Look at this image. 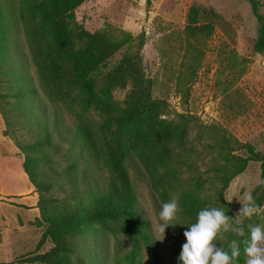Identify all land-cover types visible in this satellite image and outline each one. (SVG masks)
Segmentation results:
<instances>
[{"label": "rangeland", "instance_id": "374dc122", "mask_svg": "<svg viewBox=\"0 0 264 264\" xmlns=\"http://www.w3.org/2000/svg\"><path fill=\"white\" fill-rule=\"evenodd\" d=\"M254 1L257 3L255 7L249 0H85L73 11V23L88 32L104 27L114 40L122 37L123 33L129 36L131 42L116 52L111 62L115 63L127 50L139 53L143 74L146 81L151 82L148 85L153 96L167 104L163 119L170 121L177 119L179 114H186L189 130L185 148L188 154L181 162L177 157L173 163L177 181L172 184L169 197L157 194L135 155L130 153L126 160L140 218L147 222L145 232L150 243L143 241L139 226L134 227L121 217L116 226L113 225L116 236L109 237L105 245L90 243L92 240L83 245L81 241L72 240L75 252L70 259L74 264H107L133 249L136 261L146 262L151 258L152 247L156 248L164 264H177L181 246L186 242L183 232L192 222L181 204L179 177L185 187L191 177L201 175L205 178L207 170L222 161L219 153L223 146L234 147L235 150L234 140L247 143L264 155V53L257 54L253 49L261 31L257 15L264 18V0ZM192 5L209 6L223 20L215 25L212 37L203 47L204 57L192 84L189 87L181 85L178 94L176 78L183 56V28ZM19 8V0H0V264H41L34 258L52 247L49 240L43 241L42 238L47 228L42 206L46 205L39 202L43 192L35 189L24 170L26 156L38 162L40 154L27 148L35 135L16 104L17 83L14 79L23 76L39 90L43 84L39 80L40 68L45 85L50 87L52 84L61 95L66 92L65 97L62 95V102H44L48 105L49 125L58 119L61 127L66 129L74 120L69 115L73 113L91 126L101 144L107 141L121 144L125 128L111 123L103 133L100 126L107 115L93 106L83 109L80 82L60 77L63 85L58 84L60 80L56 79L57 72L52 68L51 59L58 62L61 71L68 70L69 64L50 38L41 37L33 29V22L30 23L29 42ZM139 38L144 44L141 49L138 47ZM4 46L6 52H3ZM232 54L238 63L236 66L230 65ZM128 88L114 90L112 99L107 102L121 101ZM57 136L54 132L56 141ZM62 147L60 154L66 145ZM234 153L246 156L245 150ZM60 156L52 155L51 163L38 162L35 169L30 163L31 171L38 174L35 176L38 182L50 180L53 184L43 195L58 200L66 194L49 174L52 168L60 172L64 165L57 163ZM260 173V163L249 162L245 171L225 187L221 182L206 183V186L211 185L216 193L222 194V197L217 194L218 200L227 204V215L235 219L242 208L238 200L245 192L252 195L261 183ZM82 189V186L69 184L68 194ZM173 196L178 197L180 211L172 221L176 225L166 228L161 241L158 240L162 239L158 214L162 204ZM74 203L70 197L66 200L68 206ZM247 220L264 226V205Z\"/></svg>", "mask_w": 264, "mask_h": 264}, {"label": "trees", "instance_id": "16d2710c", "mask_svg": "<svg viewBox=\"0 0 264 264\" xmlns=\"http://www.w3.org/2000/svg\"><path fill=\"white\" fill-rule=\"evenodd\" d=\"M85 0H19V14L22 20L27 39L31 42L30 23L41 37L50 38L69 64V69L61 71L58 62L51 59L50 63L56 74V79L63 85L65 79H77L84 101L83 109L93 106L99 112L107 115L101 124L100 130L104 133L111 123L124 125V141L112 144L107 141L99 143L94 130L83 119L75 114H69L74 120L64 129L58 122H48V104L62 102V95L51 84H44L43 72L39 68V80L43 82L37 90L23 76L14 80L17 91L14 94L16 104L24 115L26 125L32 131L34 141L27 146L40 154L38 162L51 163V156L61 155L57 163H64L60 172L50 173L52 181H58L66 194L62 200L54 197H45L53 184L50 180L38 182L32 172L30 163L37 167L36 159L26 156L24 170L29 176L32 185L42 194L39 202L42 206L43 219L46 230L43 241L52 243L51 249L34 258L41 264H74L71 256L74 254L72 240L84 243L105 245L108 238L116 236V227L113 225L124 217L132 226H139L143 241L150 243L145 232L147 222L140 218L137 207V195L130 181L126 167L129 154H133L142 164L146 174L152 182L153 189L160 197L170 196L172 184L177 181V172L173 163L187 156L185 151L189 139L188 116L179 114L177 119L170 121L163 119L166 116L167 104L164 100L153 96L141 67L139 53L124 51L119 60L111 62L113 55L131 42L129 36L123 33L119 39L111 38L106 28L95 32H88L78 24L73 23V11ZM255 7L254 0H249ZM28 15V16H26ZM261 23V31L254 44V52L264 53V18L257 15ZM223 20L222 16L213 8L203 5H192L187 12L186 25L183 28L182 47L183 56L179 74L176 78L177 93L181 85L192 84L204 57V46L212 37L215 25ZM143 40L139 38L138 47H143ZM6 52V46L3 48ZM46 54H49L48 48ZM49 60V58H47ZM237 61L232 54L230 65L236 66ZM38 66V64H37ZM128 90L121 101L108 103L112 99L114 90ZM187 87V88H188ZM181 95L183 94L180 93ZM54 117V116H53ZM56 118V117H55ZM57 136V141L54 136ZM236 148L223 146L220 155L222 161L213 165L206 172V177L195 176L182 184L179 177L181 204L186 216L196 222L197 213L204 207H222L227 213V204L218 200L221 193L206 183L221 182L224 187L247 168L249 162L260 163L261 183L254 189L252 197L257 205H264V155L255 151L247 143L233 141ZM66 145L64 152L62 145ZM120 146V147H119ZM233 149V150H231ZM245 150L246 156L234 152ZM29 161V162H28ZM180 174V169H179ZM82 186V190H74L68 194V185ZM212 191L208 194V191ZM219 196H218V195ZM69 197L75 202L72 206L66 204ZM211 197L214 200H211ZM48 206V209L46 208ZM250 223L246 218L242 223ZM116 226V225H115ZM226 240H217L228 249L231 239L243 240L244 237L232 233L225 234ZM112 236V237H113ZM241 256L236 264H244L243 245ZM135 249L115 257L107 264H164L151 248V258L146 262L136 261Z\"/></svg>", "mask_w": 264, "mask_h": 264}, {"label": "clouds", "instance_id": "9594fccd", "mask_svg": "<svg viewBox=\"0 0 264 264\" xmlns=\"http://www.w3.org/2000/svg\"><path fill=\"white\" fill-rule=\"evenodd\" d=\"M242 208L235 219L227 215L222 207H204L197 213L196 222L188 225L183 232L185 243L177 257V264H236L241 256L243 245L244 264H264V226L248 223L242 226L243 219H251L260 209L249 192L238 200ZM180 211L178 197L162 204L158 214L159 233L164 239L166 228L175 226L172 223ZM232 233L244 237L243 240L231 239L226 250L217 240H226L225 234Z\"/></svg>", "mask_w": 264, "mask_h": 264}, {"label": "crops", "instance_id": "0c3cea01", "mask_svg": "<svg viewBox=\"0 0 264 264\" xmlns=\"http://www.w3.org/2000/svg\"><path fill=\"white\" fill-rule=\"evenodd\" d=\"M25 201H26V202H27V204H28V201H29V200H27V199H26Z\"/></svg>", "mask_w": 264, "mask_h": 264}]
</instances>
